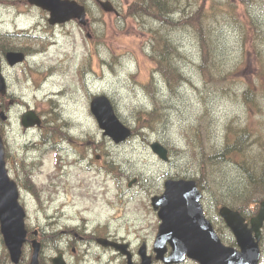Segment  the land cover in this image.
<instances>
[{
    "label": "rangeland",
    "instance_id": "rangeland-1",
    "mask_svg": "<svg viewBox=\"0 0 264 264\" xmlns=\"http://www.w3.org/2000/svg\"><path fill=\"white\" fill-rule=\"evenodd\" d=\"M3 1L5 46L28 54L19 68L8 71L10 91L23 103L11 108L7 166L20 186L27 227L41 232L44 264H52L60 252L68 264H128L122 253L83 241L79 235L85 232L129 242L137 264L142 243L154 254L161 220L151 199L164 191L169 178H199L219 236L237 246L219 209L238 207L231 203L250 190L243 166L256 170L245 161L259 159L263 150L264 0H178L173 20L205 7L201 18L193 17L194 24L128 15L132 0H111L119 14L86 0V25L77 19L52 25L47 11ZM198 27L211 44L213 73L207 79L197 66ZM158 34L179 51L168 61L183 75L175 88L157 68ZM97 95H107L136 134L120 143L106 135L91 110ZM24 108L44 118V126L25 127L17 116ZM150 110H156L153 117ZM228 125L235 129L232 136L239 127L252 133L245 153L234 154L236 161H207V154L220 151ZM156 141L169 149L168 161L153 152ZM259 202L244 208L248 219ZM26 251L28 259L30 247ZM261 251L264 264V226ZM0 264H14L1 231ZM181 264L199 263L187 259Z\"/></svg>",
    "mask_w": 264,
    "mask_h": 264
},
{
    "label": "water",
    "instance_id": "water-1",
    "mask_svg": "<svg viewBox=\"0 0 264 264\" xmlns=\"http://www.w3.org/2000/svg\"><path fill=\"white\" fill-rule=\"evenodd\" d=\"M31 3L50 11L51 24L63 23L73 18L87 23L85 5L77 0H30ZM100 4L107 11L115 10L109 0H102ZM8 60L16 64L25 60L24 52H8ZM6 83L0 73V93L5 92ZM91 110L96 116L106 135L111 136L117 143L132 135V129L127 127L118 117L114 105L106 95L95 96L91 101ZM3 115V113H2ZM29 118L26 120V117ZM41 119L33 111L25 114L24 124L34 125ZM153 150L162 158L168 159L167 149L155 142ZM20 192L17 183L10 178L6 168L5 146L0 133V226L4 242L9 250L11 261L19 264L23 254V247L27 242L28 229L26 226L27 212L20 203ZM201 192L195 180H174L166 182V188L161 196L153 197V206L159 210L162 223L154 244L156 258L162 259L166 264L184 262L186 257L193 258L200 264H257L261 250V228L264 223V200L258 214L251 219V226L245 222L243 215L228 206L220 209L221 215L234 232L240 249L225 245L213 225L206 220L200 203ZM35 235L38 234L36 230ZM104 245H113L123 253H127L129 263L133 264L131 252L127 250L126 243H118L101 239ZM32 256L30 264H41L40 254L42 243L34 238L31 241ZM168 244L172 247L170 255H166ZM141 264H152L153 257L147 254V246L140 248ZM54 264H67L63 254L53 258Z\"/></svg>",
    "mask_w": 264,
    "mask_h": 264
},
{
    "label": "trees",
    "instance_id": "trees-1",
    "mask_svg": "<svg viewBox=\"0 0 264 264\" xmlns=\"http://www.w3.org/2000/svg\"><path fill=\"white\" fill-rule=\"evenodd\" d=\"M84 3H86V0H80ZM181 5L178 3V0H132L130 5L128 6V15H135L136 16H143V15H150L153 16L152 18L156 20H161L164 23H175L176 20H173L171 18V14L177 9V7H180ZM202 14L206 12L205 7L202 6L198 7L196 10L192 12H188L178 21H182L183 23H193V17L197 16L201 18ZM188 17V18H187ZM158 18V19H157ZM249 23V22H248ZM251 24H253V21H250ZM198 34H199V43L200 48L203 50V64L199 67V71L201 74L207 79L209 76L213 73V71L210 69V59H209V53L211 48V44L208 41L207 36L203 34V31L198 27ZM156 43L154 50H157L159 52L158 59H156L157 68L159 71H161L166 80L167 84L170 87L175 88V85L180 82V78L182 74L174 67H170L171 62L169 61V56L171 54L175 53V47H173L171 41L164 36V34H158L155 37ZM204 79V80H206ZM149 87V85H148ZM172 88V89H174ZM249 92H247L246 98H248ZM154 109V108H153ZM156 110H150L148 112V115L153 117L155 115ZM141 120V119H140ZM140 126L146 127V124L141 120ZM228 130L226 134L225 144L222 148H220V151L217 149L207 154L206 160L207 161H216L219 162L217 158L225 159V160H232L236 161L234 158L235 153H245L246 150V144L249 142L248 135L252 134L244 127H239V132H237L236 135L232 136L231 134L235 129H233L232 125H228ZM238 129V128H237ZM136 134V129H134ZM236 137V138H235ZM262 139V137H260ZM263 147L262 153L260 154V159L257 161L255 158H249V161H245V163L249 162L248 165H250L252 168L256 167L255 169L247 170L248 167L243 166L242 164H238L240 166H243L248 174V180L246 183V186H250V190L248 192H243L241 195L238 196V198L241 200L239 203V199L237 198L236 202H232L231 204L237 205L238 209L241 211L244 210V208L247 205L253 204V202H257L259 200L264 199V144L261 145ZM202 147V146H201ZM204 150H202L203 152ZM236 155V154H235ZM205 160V164H206ZM200 180V179H198ZM37 193L38 191L35 190ZM259 205H257L258 209ZM8 256V253H6ZM27 253L24 255V262L26 261Z\"/></svg>",
    "mask_w": 264,
    "mask_h": 264
},
{
    "label": "flooded vegetation",
    "instance_id": "flooded-vegetation-1",
    "mask_svg": "<svg viewBox=\"0 0 264 264\" xmlns=\"http://www.w3.org/2000/svg\"><path fill=\"white\" fill-rule=\"evenodd\" d=\"M2 2H6V1L0 0V3H2ZM7 2H9V1H7ZM16 2H22V3H25L26 5L28 3L31 4L29 0H27V2H26V0H17ZM16 2L13 5H16ZM32 7H36V6L32 5ZM8 51H10V49L6 48L4 40L2 38V34L0 33V72L3 73V75L6 78V82L8 84L7 90L5 92H1L0 93V130H1V133H2L3 138H4V142L6 144V154H7V136H8V132L7 131H9V126H10V124L12 122V119H11V117H12L11 116V108H12V106L14 104H22L23 103V99L19 95H17V93L15 91H10V78H9L8 71L17 69L21 65L20 64H16V65H10L9 64V61H8V58H7ZM27 109H29V108H27ZM27 109L24 108L23 112L22 113L20 112L17 115L19 120H21L22 124H24L23 116H24V114H25ZM1 112L5 113L4 114L5 117L1 115ZM28 118H29V115L26 117V120ZM42 122L44 123V118H42ZM42 122L39 125L41 127L44 126V124H42ZM32 127H34V126H32ZM203 198H204V196H203ZM203 205H204V209H205V214L207 215L208 218H210L208 216L205 203H203ZM76 234L78 235V233H76ZM79 236L86 243H89V244L98 243L99 244L98 247L99 248L103 247V249L106 252H108V250L112 251V252H116L113 246H105L104 244L101 243V239H112L111 234L99 235L97 233L85 232L84 234L79 235ZM115 239L118 240V241H122V239H118L117 237H115ZM132 254H133V251H132ZM133 257H134V254H133ZM134 264H137V262H135V260H134Z\"/></svg>",
    "mask_w": 264,
    "mask_h": 264
},
{
    "label": "bare ground",
    "instance_id": "bare-ground-1",
    "mask_svg": "<svg viewBox=\"0 0 264 264\" xmlns=\"http://www.w3.org/2000/svg\"><path fill=\"white\" fill-rule=\"evenodd\" d=\"M170 67H173V68H174V65L171 63V64H170ZM157 142H159V141H157ZM111 236H112V240H113V241H117V240L115 239V236H113L112 234H111Z\"/></svg>",
    "mask_w": 264,
    "mask_h": 264
}]
</instances>
